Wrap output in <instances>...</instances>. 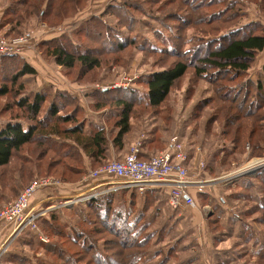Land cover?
I'll list each match as a JSON object with an SVG mask.
<instances>
[{
  "label": "trees",
  "instance_id": "16d2710c",
  "mask_svg": "<svg viewBox=\"0 0 264 264\" xmlns=\"http://www.w3.org/2000/svg\"><path fill=\"white\" fill-rule=\"evenodd\" d=\"M90 1L7 0L0 29L9 26L8 35L16 37L34 20L50 28L60 27L77 18ZM248 1L264 13V0ZM242 9L239 0H115L73 27L71 34L46 38L40 45L42 53L68 78L74 70L81 71L71 79L78 84L103 67L128 66L139 53L150 61L156 57L151 62L155 70L139 80L144 90L93 88L86 92L93 117L66 91L54 95L46 90L28 91L25 79L34 78L37 71L21 54L0 57V100L7 99L0 115H8L0 127V203L15 200L42 178L58 179L64 185L79 183L87 165H99L97 169L111 162L114 153L129 151V141L141 123L154 127L146 133L139 158L149 160L166 150L169 139L164 140L158 125L173 129L176 106L168 103L178 81L191 67L196 81L215 85V97L195 105L188 124L197 126L203 120L210 101L215 104V113L206 120L205 129L218 119L223 124V144L207 154L204 176L211 178L229 170L232 162L244 157L246 143L252 156L262 155L264 66L256 82L249 75L264 51V26L259 22L245 24ZM191 90L187 101L191 100ZM26 148L24 162L29 168L23 165L9 170L14 157ZM188 152L191 160L193 150ZM229 188L227 199L248 201L252 206L225 221L215 209L209 214V228L221 233L213 235L214 263L230 264L254 254L257 264H264V239L253 228L264 227V167ZM223 203L229 204L227 200ZM167 205L168 193L162 190L143 195L117 190L86 202L84 212L68 207L59 208L62 212L50 210L37 220L50 243L25 233L18 239L21 250L2 255L0 264H144L151 248L165 245L168 228L157 218L164 217ZM63 213L79 221L70 227ZM222 221L227 223L228 232H223L226 224ZM234 232V250L219 248L225 247ZM154 257L169 264L177 261L178 254L173 245L154 252L150 261Z\"/></svg>",
  "mask_w": 264,
  "mask_h": 264
},
{
  "label": "rangeland",
  "instance_id": "374dc122",
  "mask_svg": "<svg viewBox=\"0 0 264 264\" xmlns=\"http://www.w3.org/2000/svg\"><path fill=\"white\" fill-rule=\"evenodd\" d=\"M112 1L115 0H91L89 6L83 10L81 13L78 14L77 18L66 20V22L62 26L58 27H47L46 25H43L42 23L35 22L34 24H31V27L23 32L22 35L16 36V37H22L28 32H35L36 34L39 33L40 35V42H38L32 49L25 50L24 52H30V54L33 56V60H29L22 55L24 52L21 53V55L24 57L27 63H29L36 71L37 74L32 79H25L27 84L28 91H40V90H46L51 92L53 95L56 94L57 91H66L71 96H75L77 100L80 102L81 106H83L87 110L88 116H94L93 112L89 110V101L87 97L85 96L86 92L90 91L91 89H103L106 87H110V89H113V86H116V84H120L121 82L126 83L129 79H134L132 83H130L131 88L144 90L143 84L139 81L141 78H144L147 74L154 71L153 62L146 59L142 54H137V57L128 64V66L122 65H112L110 67H103L101 70L95 71L91 74H88L84 79L85 81L82 84H78L76 82H73L72 80L76 79L78 74L81 73L79 70H74L70 76L71 78L66 77L65 72L62 68L58 67L53 60L46 57L42 52H44L43 47L40 45L42 42L51 36H60L62 33L65 34H71L73 32V27H77L82 22L87 19L90 15L98 14L102 12L105 7L112 3ZM118 1V0H116ZM241 2V5L243 6V11L245 12L246 18H245V24L248 23H261L264 26V13L260 11L258 6L254 3L249 2L248 0H239ZM172 8H169L168 10H171ZM3 20L1 21V23ZM33 22V21H32ZM3 26V30L4 31ZM1 28V29H2ZM0 29V30H1ZM6 30V29H5ZM192 30L188 32V34H191ZM0 34H6V33H0ZM7 37H11L8 34H6ZM13 37V38H16ZM26 56V55H25ZM264 66V51L258 55L256 58V61L254 62L253 68L250 71V78L254 82L257 81L259 74H261L262 68ZM72 79V80H71ZM129 87V88H130ZM128 89V88H127ZM176 90H174L173 93V99L172 101L169 100V105H175L176 110L174 112L175 115V123L172 127L173 129L166 130V127L163 123H159L158 127L161 130L162 133L161 136L164 138V140H168L171 136L178 134L179 137L182 139L185 147L187 150H193V161H196V164L199 166L192 169V171L189 172L191 175L195 176V179L197 181L202 182L200 185H196L192 187L191 193L195 197L196 201V208H188L186 210H172L170 209V206H165V212L164 217L157 218L159 219L160 225L167 226L166 231V239H165V245L157 246L151 248L150 253L145 257L148 262H145L144 264H161L163 260L160 258H152L150 261V257L153 256L154 252H156L159 249H167V246H175L176 251L178 254V259L171 261L169 264H213L212 262L216 261V251L213 249V245H210V237L212 238L213 242V235H217L218 237L221 236V233H213L211 229L209 228L208 222H207V228L204 227V225H199L196 223L199 221H204L208 218L209 214L214 212V209L216 212L221 213L222 220H229V218H233L236 214L241 213L242 209L244 207L251 208L252 204L248 201H240L239 203L231 202L229 199H227V195L225 194L226 189L230 190V186L235 184L236 182L240 181V179L246 177L241 176L237 177L235 182L231 185L230 183H223L217 182V183H206L205 181L210 180L208 176H204V167H201L200 161L205 159L209 151H215L221 147L223 144L221 141V133L223 131V124L219 122V119L217 121L211 122V124L208 126V130L205 129L206 120H209V117L215 113V111L212 110V107L215 106L214 102L210 101V105L207 106V109L205 110V117L203 120L198 123V125H194L192 123L191 125L188 124V119L191 114V111L195 105H197L199 102L203 100V102H207L210 99L215 97V85L206 81H196L194 68L191 67L187 75L183 77L181 80L178 81L176 85ZM188 89H192L190 91L191 100H186V94H188ZM172 98V97H171ZM7 104V99H1L0 100V112L4 111L5 105ZM220 105H224V103H219ZM3 108V109H2ZM105 116V114H104ZM8 118V115H0V127L1 124H3ZM221 121V120H220ZM138 124H140L138 122ZM185 124L187 126H185ZM146 127V128H145ZM154 126L148 125L146 122V126H144V123H141V126L137 133L133 134L132 138L129 141L128 148L137 141V139L140 137L142 133H144L146 136H148L146 133L148 130L153 128ZM59 143V141H57ZM225 145V144H224ZM223 147V146H222ZM197 148H200V151L198 152ZM246 153L243 158H241L238 161L232 162L231 166L229 167V170H226L219 174L218 176L211 177L213 179H219L226 174H228L231 171H240L246 164H251L252 162L256 161L257 159L264 158V153L258 157L252 156L250 152V146L248 143L245 144L244 148ZM27 148L22 152L20 155H16L12 161V164L7 167L9 170L20 168L21 166H25L26 168H29L27 165V162H24L25 156H27ZM161 150V149H159ZM165 150V149H164ZM127 151L122 153H114L113 157L109 160H118L121 159L122 156H125L127 154ZM129 152V151H128ZM162 152V150H161ZM160 153V152H159ZM86 161V160H85ZM90 164V163H89ZM254 164V163H252ZM99 165H95V167H98ZM264 166V165H263ZM262 166V167H263ZM87 172L82 177L81 181L79 183L82 184V186H87L89 183H91L92 190L89 193H84L81 195L80 198H87L90 196L89 194H98L97 197H104V195L116 192L111 191L112 184L109 186H103L100 182L102 181H92L87 183L83 182V179L88 176L89 172L92 170H97L95 167H93L91 164L87 165ZM31 168V167H30ZM101 168V167H100ZM2 170H0L1 172ZM253 175V174H252ZM248 175V176H252ZM53 180L58 179L50 178ZM83 182V183H82ZM61 183V182H60ZM79 183H73L70 185H78ZM63 185V183H61ZM99 186V187H98ZM220 190L221 195H216V191ZM109 190V191H107ZM22 193V192H21ZM101 193V194H99ZM205 194V196L201 195ZM211 194L215 195L214 201L210 202ZM93 196H90L91 198ZM228 201L229 204H224L223 201ZM78 198L74 199H68V200H62L63 202H56V204L53 205L52 210H56L59 212H62L59 208H62L64 206H60L61 204H68V208H76L77 210H80L82 212L85 211V203L90 201L91 199L85 200L83 199L82 202L76 201L73 202V200H77ZM206 200V201H204ZM11 202L4 201L0 203V207L2 208L5 204ZM162 207V202H160ZM52 207V206H51ZM167 207V208H166ZM0 208V210H1ZM30 209H33L35 212L42 209L38 207H34L30 204ZM194 210H196L199 213H194ZM47 212L42 215L46 216ZM69 213H66L63 218L64 221L70 226H74L77 224L79 219L77 217L68 215ZM173 214V216H171ZM156 217V216H155ZM201 218V219H200ZM171 219V221H170ZM203 219V220H202ZM222 221L224 224L223 232H228L229 227L227 226V223ZM3 223L2 221H0ZM201 222V223H202ZM3 226H6L7 224L3 223ZM36 229L35 230H25L22 233H20L13 241L9 238L3 246H1L0 249V257L2 255L8 253V252H19L21 250L18 239L24 235L25 233H29L32 235V237L45 244L50 243V239L46 237L39 229L36 221ZM2 225V224H1ZM255 229V234L259 236L261 239H264V227L260 225H254L253 227ZM233 235V236H232ZM231 236L227 238V242L225 247L219 246V248H232L233 245L237 239L236 233L234 232ZM46 239L48 242L42 241L40 238ZM105 239L111 240L112 238L110 236H105ZM5 249V252L2 254V250ZM28 250H33L28 249ZM234 250V249H233ZM39 255L42 254L41 251L38 253ZM39 257V256H38ZM41 257V256H40ZM156 258V259H155ZM150 261V262H149ZM258 259L254 254L252 256L245 255L241 260H238L236 262H231L230 264H257ZM168 264V262L166 263ZM215 264V263H214Z\"/></svg>",
  "mask_w": 264,
  "mask_h": 264
},
{
  "label": "built area",
  "instance_id": "2783aa9c",
  "mask_svg": "<svg viewBox=\"0 0 264 264\" xmlns=\"http://www.w3.org/2000/svg\"><path fill=\"white\" fill-rule=\"evenodd\" d=\"M40 40L39 33L35 32H28L22 37L16 38L0 34V57L21 54L25 50L32 49ZM133 81L135 80L129 79L126 83L121 82L113 88L127 89ZM104 89H110V87ZM146 139L147 136L142 133L122 159L112 160L101 168L90 171L83 182L102 181L100 183L103 186L112 184L111 191H136L141 195L149 190H162L168 193V203L172 210L196 208L195 197L192 195L191 189L202 182L197 181L195 176L189 172L187 164L190 161V155L182 139L178 134L171 136L166 150L152 156L149 160H142L139 156L143 151ZM197 150L199 152L200 148ZM252 163L246 164V167L244 166L240 171H231L219 179L209 178L210 180L205 182L212 184L223 181V183L233 184L242 173L262 167L264 158L257 159ZM200 165L204 167V160L200 161ZM61 185L57 180L50 178L36 180L24 189L18 198L1 208L0 221L13 226V233L10 237L12 241L25 230H35L36 221L48 212L45 209L36 212L30 209L31 197L39 190L56 188ZM91 188V183H89L85 186V190L88 189L85 193L91 192ZM89 195L93 196L91 198H96L98 194L91 193ZM90 196L86 199L80 198V196L73 202L91 199ZM67 203L60 206L67 207ZM40 239L48 242L42 237ZM4 252L5 249L2 250V254Z\"/></svg>",
  "mask_w": 264,
  "mask_h": 264
},
{
  "label": "crops",
  "instance_id": "0c3cea01",
  "mask_svg": "<svg viewBox=\"0 0 264 264\" xmlns=\"http://www.w3.org/2000/svg\"><path fill=\"white\" fill-rule=\"evenodd\" d=\"M7 8H8L7 0H0V24H1V21L3 19V16H4ZM2 30H3V28L0 30V33L8 34V32L10 31V27L6 26V27H4V31H2ZM56 36L57 35L51 36L48 38L51 39V38H55ZM22 55L25 58L28 57V59L30 61L33 60V56L30 54V52H24ZM28 59H27V61H28ZM188 165H189L188 169H190V171H192V169H195L197 167L199 169V166L196 164V161H193V158L188 162ZM87 190L88 189L85 190V186H82L81 183H79L78 185H64L63 184V185L58 186L56 188L39 190L38 192H36L31 197L30 204L34 207H38V208H42V209L50 211L53 209V205L56 204V202L62 203L63 202L62 200L78 198L81 195H83V193H85V191H87ZM224 191H226V193H225L226 195L230 192V190H228L226 188ZM218 194L221 195V192H220V190L217 189L216 195H218ZM209 197H210L209 203H211V201L213 202L215 195L211 194V196H209ZM194 213L196 214L199 212L194 210ZM206 221H207V219H205V222L204 221L203 222L202 221H199V222L196 221V223L198 224V226L203 224L204 227L207 228V222L208 221L207 222ZM3 225L4 224L0 222V249H1V246H3L5 244V242L12 236V233H13V226L12 225H10V224H7L6 226H3ZM210 239H211L210 245L212 246L213 245L212 238L210 237ZM213 249H214V247H213ZM212 263H214V262H212Z\"/></svg>",
  "mask_w": 264,
  "mask_h": 264
},
{
  "label": "water",
  "instance_id": "95a60500",
  "mask_svg": "<svg viewBox=\"0 0 264 264\" xmlns=\"http://www.w3.org/2000/svg\"><path fill=\"white\" fill-rule=\"evenodd\" d=\"M263 167H260V168H257V169H255V170H252V171H247V172H245V173H242L241 174V176L243 177V176H248V175H254V173H256V172H258L260 169H262ZM241 176H239V177H241Z\"/></svg>",
  "mask_w": 264,
  "mask_h": 264
}]
</instances>
